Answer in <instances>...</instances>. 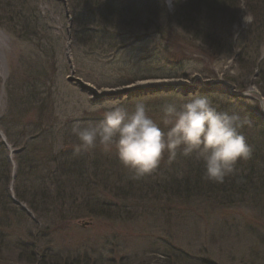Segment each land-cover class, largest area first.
Listing matches in <instances>:
<instances>
[{
  "label": "rangeland",
  "instance_id": "obj_1",
  "mask_svg": "<svg viewBox=\"0 0 264 264\" xmlns=\"http://www.w3.org/2000/svg\"><path fill=\"white\" fill-rule=\"evenodd\" d=\"M8 1L13 0H0ZM185 1L176 0L181 8ZM27 8L34 15L36 8L41 24L35 34L28 38L0 27V154L3 150L10 165L12 200L18 191L31 202V192L41 193L43 184L48 185L44 187V197L52 202V181L49 177L40 180L41 174L51 172L53 159L63 144L74 141L70 134L72 124L101 119L102 105L109 100L138 97L158 105L171 97L178 99L196 92L221 94L234 107L252 111L264 125V84L258 86L257 75L248 80L249 72L239 69L236 56H212L176 26L168 33L135 27L132 34L117 38L113 46L93 47L83 45L66 0H28ZM166 9L170 14L178 13L175 5L172 10ZM181 12L191 15L186 9ZM238 19L233 27L236 34L252 21L245 8ZM34 71L41 81L35 85L43 90V101L46 99L43 108H34L23 99L18 102V86H23L24 94ZM10 77H15L18 87H11L16 92L12 94L16 105L11 112L6 85ZM75 79L98 95L83 90ZM228 79H235L246 88L240 90ZM124 91L127 93L122 95ZM240 93L248 97L236 96ZM86 104L90 107L86 108ZM30 128L39 137L28 147L21 135ZM4 129H9L12 142L8 143ZM40 129L44 132L40 133ZM21 155L24 162L32 163V159L41 166L37 168L41 176L33 181L25 175L17 179ZM161 184H150L153 189L148 187L147 191L153 192H145L136 201L117 199L105 192L100 197L103 202L126 210L117 220L86 215L75 205L72 212L80 211L75 212L80 218L53 223L52 207L48 209L46 200L39 203L36 213L28 203L14 202L19 211L5 231L0 264H30L31 256L37 257L34 264H264V195L234 198L235 204L219 206L205 200L169 199Z\"/></svg>",
  "mask_w": 264,
  "mask_h": 264
},
{
  "label": "trees",
  "instance_id": "obj_2",
  "mask_svg": "<svg viewBox=\"0 0 264 264\" xmlns=\"http://www.w3.org/2000/svg\"><path fill=\"white\" fill-rule=\"evenodd\" d=\"M27 2L28 0L0 2V27L11 31L14 35L23 33L28 38L31 33L35 34L41 28V24L36 14V8L35 15L27 12ZM66 2L70 7V14L72 13L73 24L78 26L79 33L83 37V42L79 39L83 45L94 47L95 44H111L113 46V42L117 38H124L132 34L135 27L153 29L156 33H168L173 26H176L185 35L210 51L212 56L228 59L236 56L239 69L249 72L247 79L249 80L256 74L258 86L261 83L264 84V59L261 60V48L264 44V0H186L182 8L180 4H175L178 7V13H174L175 15L169 13L163 0H66ZM139 3H141L140 6ZM242 8H245L252 21L240 34H236L233 32V27L239 23L238 18ZM185 9L188 10L187 13L191 14L189 17L183 12L180 13ZM30 24L34 28L29 26ZM38 75L37 71L30 73L27 82L31 80L32 76L33 80L24 94L23 86H18L21 88V97L18 98V102L23 99L28 104L31 103L34 108H43L46 101V99L43 101L42 98L44 92L39 90V85H35L41 82ZM228 80L236 87L238 86L240 90L246 88V85L236 82L235 79ZM6 85L11 112L13 106L16 105L12 98V94H16V92L11 89V87H17L15 77H10ZM260 90L263 93V88ZM213 96L219 101L218 106L221 110L234 107L224 95L214 94ZM184 97L187 96L181 95L177 100ZM161 104L147 103L150 115L156 117L153 118L158 121ZM238 109L251 118L252 125L243 129V132L247 142L253 148V154L251 159L238 163L239 176L227 178L223 184H214L202 179V165L194 159L184 157H178L177 161L170 166L165 159V162H162L160 168L152 175L140 180H133L130 178L131 173L119 163L114 153L107 154L97 149L94 153L75 155L73 148L77 140L74 138L73 142L67 141L63 144V148L55 156L52 171L41 174L40 180L49 177L52 181V202L49 203V197H44L47 192L44 187H48V185L43 184H40L43 189L41 193L35 190L31 192V202L26 201L23 194L18 191L15 193V198L19 202L28 203L35 213L39 203L46 200L48 209L52 207V222L54 223L58 219L69 221L80 218L75 212L79 213L81 210L86 215L93 217L120 219V215H124L126 210L122 211L117 205L105 203L100 197L107 192L117 199L136 201L145 192L146 195L152 193L153 191L148 192L147 190L148 187L153 189V185L150 184L156 181L162 183L160 187L169 199L205 200L219 206H230L236 203L234 198L243 199L251 194L261 197L264 195V125L252 111L241 107ZM99 120L91 119L88 122ZM2 123L1 120L0 124L3 125ZM30 129L32 130H25L24 135L23 133L21 135V140H25L24 145L28 147L32 140L39 137L36 130ZM39 132L43 133L44 130L40 129ZM4 135L8 143L12 142L9 129H4ZM13 146L15 147V144ZM1 152L0 247L6 239L4 235L9 223L13 217H17L19 211L9 194L10 165L6 161L3 150ZM22 157V155L18 157L17 179L19 180L21 175H25L28 177V181H33L37 179V176H41L37 174V168L40 169L41 166L32 159H30L32 163H29L28 160L24 162ZM23 171L26 173H22ZM44 205L46 206V204ZM75 205H79L78 210L80 211L72 212ZM67 207L69 210L64 211L63 209ZM56 209L60 211H53ZM45 211L47 208L43 210V212ZM36 260L37 257L31 256L29 263L34 264ZM195 264L206 263L196 262Z\"/></svg>",
  "mask_w": 264,
  "mask_h": 264
},
{
  "label": "clouds",
  "instance_id": "obj_3",
  "mask_svg": "<svg viewBox=\"0 0 264 264\" xmlns=\"http://www.w3.org/2000/svg\"><path fill=\"white\" fill-rule=\"evenodd\" d=\"M163 2L169 10L178 3ZM218 103L213 94L200 92L169 98L160 106L158 121L143 98L106 101L99 121L72 124L70 134L77 140L73 153H114L133 180L152 175L165 159L169 166L178 157L194 159L202 165V179L223 184L239 176L238 163L252 157L243 132L252 121L238 108L221 110Z\"/></svg>",
  "mask_w": 264,
  "mask_h": 264
},
{
  "label": "water",
  "instance_id": "obj_4",
  "mask_svg": "<svg viewBox=\"0 0 264 264\" xmlns=\"http://www.w3.org/2000/svg\"><path fill=\"white\" fill-rule=\"evenodd\" d=\"M75 80H76V82L81 86V88H82L83 90L90 91V92L93 93L94 95L96 94V92H95L93 89L84 86V83H82L81 80H79V79H75ZM210 88H211V86H210ZM126 93H127V92L124 91V92H122V95H125ZM228 93H229V94H232L231 92H228ZM96 95H98V94H96ZM234 95H235V94H234ZM104 96H107V94L103 95V97H104ZM236 96H239V97H248V96H247L246 94H244V93L236 94ZM98 97H99V96H98Z\"/></svg>",
  "mask_w": 264,
  "mask_h": 264
},
{
  "label": "bare ground",
  "instance_id": "obj_5",
  "mask_svg": "<svg viewBox=\"0 0 264 264\" xmlns=\"http://www.w3.org/2000/svg\"><path fill=\"white\" fill-rule=\"evenodd\" d=\"M71 42H70V40H68V42H67V45H66V50H67V53L69 54V51H70V46H71V44H70ZM261 111H262V114H263V116H264V103H262V105H261Z\"/></svg>",
  "mask_w": 264,
  "mask_h": 264
}]
</instances>
